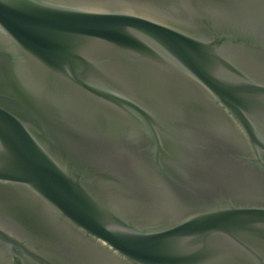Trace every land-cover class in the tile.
I'll return each mask as SVG.
<instances>
[{"label": "water", "instance_id": "obj_1", "mask_svg": "<svg viewBox=\"0 0 264 264\" xmlns=\"http://www.w3.org/2000/svg\"><path fill=\"white\" fill-rule=\"evenodd\" d=\"M0 264H264V0H0Z\"/></svg>", "mask_w": 264, "mask_h": 264}]
</instances>
